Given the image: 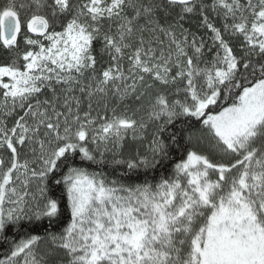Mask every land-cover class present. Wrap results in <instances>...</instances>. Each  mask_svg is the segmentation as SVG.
<instances>
[{
  "label": "snow or ice",
  "instance_id": "obj_1",
  "mask_svg": "<svg viewBox=\"0 0 264 264\" xmlns=\"http://www.w3.org/2000/svg\"><path fill=\"white\" fill-rule=\"evenodd\" d=\"M0 264H264V0H0Z\"/></svg>",
  "mask_w": 264,
  "mask_h": 264
}]
</instances>
